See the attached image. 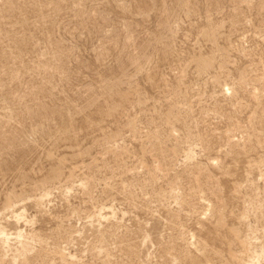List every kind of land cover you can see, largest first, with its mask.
I'll use <instances>...</instances> for the list:
<instances>
[{
    "label": "rangeland",
    "instance_id": "374dc122",
    "mask_svg": "<svg viewBox=\"0 0 264 264\" xmlns=\"http://www.w3.org/2000/svg\"><path fill=\"white\" fill-rule=\"evenodd\" d=\"M73 263L264 264V0H0V264Z\"/></svg>",
    "mask_w": 264,
    "mask_h": 264
},
{
    "label": "bare ground",
    "instance_id": "6f19581e",
    "mask_svg": "<svg viewBox=\"0 0 264 264\" xmlns=\"http://www.w3.org/2000/svg\"><path fill=\"white\" fill-rule=\"evenodd\" d=\"M103 211V210H102ZM110 214V211H108L104 216H108ZM18 217H21V215H19ZM24 233V232H23ZM26 236L27 235H23L22 233H19V237L21 238V239H25L26 238ZM240 239V238H239ZM24 240H22V242H23ZM21 242V241H20ZM21 242V243H22ZM27 242V241H26ZM241 243V242H240ZM247 243V242H246ZM246 243H244V249L246 250V251H249V248H248V244L246 245ZM27 244V243H26ZM30 244V243H29ZM241 244H243V243H241ZM250 244V243H249ZM24 247V246H23ZM27 247V246H26ZM25 248V247H24ZM64 255V254H63ZM68 256V255H67ZM74 256V255H73ZM75 257V256H74ZM69 258V257H68ZM70 259H72V255H71V257H70ZM76 260V259H75ZM77 260H79V259H77ZM82 260V259H81ZM68 262H70V261H68ZM77 262H79V261H77ZM72 263V262H71ZM73 264H76V263H73ZM82 264V263H81ZM253 264V263H252Z\"/></svg>",
    "mask_w": 264,
    "mask_h": 264
}]
</instances>
